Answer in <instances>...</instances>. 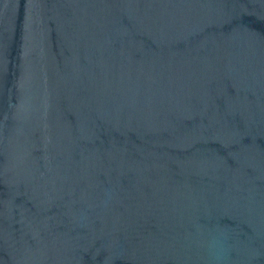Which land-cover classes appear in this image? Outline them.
Wrapping results in <instances>:
<instances>
[{
    "label": "water",
    "instance_id": "1",
    "mask_svg": "<svg viewBox=\"0 0 264 264\" xmlns=\"http://www.w3.org/2000/svg\"><path fill=\"white\" fill-rule=\"evenodd\" d=\"M0 264H264V0H0Z\"/></svg>",
    "mask_w": 264,
    "mask_h": 264
}]
</instances>
